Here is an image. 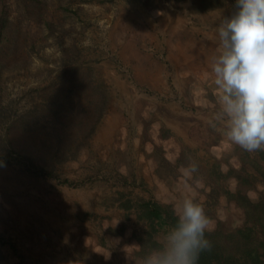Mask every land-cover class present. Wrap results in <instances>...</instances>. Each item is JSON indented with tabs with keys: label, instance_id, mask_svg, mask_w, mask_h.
Instances as JSON below:
<instances>
[{
	"label": "rangeland",
	"instance_id": "374dc122",
	"mask_svg": "<svg viewBox=\"0 0 264 264\" xmlns=\"http://www.w3.org/2000/svg\"><path fill=\"white\" fill-rule=\"evenodd\" d=\"M201 1L0 3V152L21 151L24 164L58 176L0 167V264H131L129 247L146 255L163 232L148 240L123 204L174 209L188 196L216 240L237 250L229 237L246 216L225 192L264 196L250 178L264 171V150L245 151L213 127L217 30L236 9ZM191 161L199 171L185 176Z\"/></svg>",
	"mask_w": 264,
	"mask_h": 264
},
{
	"label": "clouds",
	"instance_id": "9594fccd",
	"mask_svg": "<svg viewBox=\"0 0 264 264\" xmlns=\"http://www.w3.org/2000/svg\"><path fill=\"white\" fill-rule=\"evenodd\" d=\"M235 12L218 26L219 50L211 73L219 90L216 123L231 143L248 152L264 150V0H235ZM4 161L0 160V167ZM191 161L184 175L198 173ZM175 223L142 259L143 264H198L211 247L203 205L185 197L174 207Z\"/></svg>",
	"mask_w": 264,
	"mask_h": 264
},
{
	"label": "trees",
	"instance_id": "16d2710c",
	"mask_svg": "<svg viewBox=\"0 0 264 264\" xmlns=\"http://www.w3.org/2000/svg\"><path fill=\"white\" fill-rule=\"evenodd\" d=\"M217 0H202L200 3L203 10H212L217 5H214ZM1 0L0 3H4ZM6 2L4 3V6ZM8 18L0 16V37L4 36V31L7 32ZM10 150V149H9ZM261 157L264 159V153L261 152ZM0 160L4 164L12 165L14 162L24 164V156L21 151H8L0 152ZM25 165L28 171L35 176H42L51 179H58L53 169H40L33 161ZM255 170L258 172L256 175H250L251 179L261 183L264 186V171ZM68 184V182H65ZM245 185H249L251 181L246 178L243 180ZM226 197L229 201L234 202L239 208L244 210L246 216V224L244 228L236 231L229 238L234 240L237 250L233 251L228 246L221 244L216 240L218 233L207 232L206 237L210 241L211 247L200 254L198 264H264V240L258 242L259 233L264 237V196L258 199H251L248 195L244 194L241 190L226 191ZM123 207L127 210L136 209V216L138 221H144L149 226L148 240L153 241L154 235L163 232L172 224L175 223L176 216L173 208L169 205L164 206L153 200H137L134 203L132 200H127ZM162 225L161 228L159 225ZM2 241V239H0ZM156 244L155 242H153ZM157 245V244H156ZM15 250V247L12 246Z\"/></svg>",
	"mask_w": 264,
	"mask_h": 264
},
{
	"label": "crops",
	"instance_id": "0c3cea01",
	"mask_svg": "<svg viewBox=\"0 0 264 264\" xmlns=\"http://www.w3.org/2000/svg\"><path fill=\"white\" fill-rule=\"evenodd\" d=\"M147 225L148 224L146 222H144V224L140 225V227H142V229H144L143 232H144V235H146V236L148 235V232H149V227H147ZM137 226H139V225H137ZM159 226L161 228L162 225L160 224ZM136 238L140 239V238H144V236L142 234H139V235L136 234ZM132 249H133V247L131 246V248L129 247V250H128V252L130 251V256H129V259H128L129 262L131 264H133V263L134 264H143V259L142 258L145 256V254H142L139 249L137 250V252H133ZM128 252H127V254H128Z\"/></svg>",
	"mask_w": 264,
	"mask_h": 264
}]
</instances>
